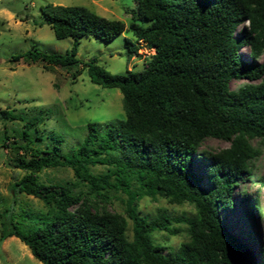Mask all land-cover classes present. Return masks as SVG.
<instances>
[{"label":"trees","instance_id":"obj_1","mask_svg":"<svg viewBox=\"0 0 264 264\" xmlns=\"http://www.w3.org/2000/svg\"><path fill=\"white\" fill-rule=\"evenodd\" d=\"M134 2L127 25L82 5L48 4L42 8L46 23L56 39L72 38L70 48L11 57L66 68L79 64L81 37L108 42L127 29L135 43L153 50L139 71L112 74L94 59L84 64L92 83L119 89L123 117L105 125L87 122L83 140L69 153L55 145L61 137L54 132L52 147L32 145L41 139L36 116L0 110L23 122L10 147L16 150L12 165L25 173L12 190L45 206L42 213L3 209L0 240L17 237L42 264L264 263V248L241 241L221 215L234 209L241 182L264 185V174L253 172L264 144V0ZM128 50L135 53L137 47ZM238 79L248 82L231 88ZM207 138L228 145L201 149ZM97 165L104 170L94 172ZM47 167L69 168L72 178L39 182L37 172ZM113 196L124 213L108 208ZM142 197L187 204L193 215L161 210L148 219L137 209ZM247 211L259 212L257 199ZM173 223L186 224L187 238L165 252L152 234H179Z\"/></svg>","mask_w":264,"mask_h":264},{"label":"rangeland","instance_id":"obj_2","mask_svg":"<svg viewBox=\"0 0 264 264\" xmlns=\"http://www.w3.org/2000/svg\"><path fill=\"white\" fill-rule=\"evenodd\" d=\"M48 4L82 5L97 14L111 19H119L127 25L128 9H135L134 0H0V110L6 109L14 114L36 116L41 139H35L33 146L41 149L53 146L51 133H58L61 142L58 147L64 153L77 148L83 140L87 122L105 125L116 123L123 117L122 95L115 87H103L89 80L85 63L91 59L106 71L124 73L126 70L139 71L144 67L145 56L153 50L145 45L135 43L129 29L105 42L97 37H81L77 57L79 64L66 68L59 66L45 67L43 62H32L11 57L27 50L37 49L44 53H64L72 43L71 37L56 39L46 23L42 8ZM131 13V12H130ZM129 43V44H128ZM135 44L137 51L131 53L128 48ZM128 45V46H127ZM241 53L248 51L242 48ZM264 59V53L261 56ZM248 82L246 79L232 80L231 88ZM0 115V212L12 206L15 212L21 210L42 213L45 206L38 198L24 193H14L12 185L25 172L14 167L16 150L10 147L13 138L19 137L23 128L22 121ZM256 145L257 142L253 141ZM228 142L207 138L201 149L218 150L226 147ZM21 154L22 151H18ZM261 155L253 161L255 176L264 174V144ZM200 171V166L197 167ZM104 167L97 165L94 172L100 173ZM72 178V171L65 167H47L37 172V180L42 183H61ZM245 198L244 203L239 202ZM235 207L232 211H222L223 223L241 241L250 244L254 250L264 248V185L257 182H241L240 192L234 194ZM257 199L259 212L249 214L247 211ZM239 202V203H238ZM110 210L124 213L123 203L112 197ZM139 214L148 219L156 217L161 210L171 216L193 215L191 206L177 205L163 198L155 201L142 197L138 204ZM249 217H248V216ZM252 215H254L252 217ZM131 220L127 219L126 234L131 238ZM181 231L177 235H168L154 231L152 238L167 250L175 249L187 238L186 224L173 223ZM1 230V225H0ZM254 232L257 237H253ZM0 264H42L35 259L30 249L17 237L11 236L0 240ZM258 264H264L259 261Z\"/></svg>","mask_w":264,"mask_h":264}]
</instances>
